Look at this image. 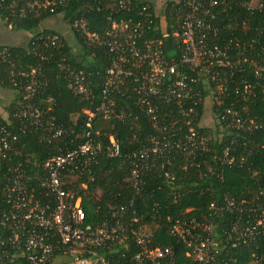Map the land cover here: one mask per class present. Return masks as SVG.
I'll return each mask as SVG.
<instances>
[{
  "label": "trees",
  "instance_id": "1",
  "mask_svg": "<svg viewBox=\"0 0 264 264\" xmlns=\"http://www.w3.org/2000/svg\"><path fill=\"white\" fill-rule=\"evenodd\" d=\"M27 1L0 0V21L10 29L31 30L43 19L59 15L68 25L70 35L43 28L29 35L24 45L0 44V88L12 94L4 107V116L0 114V128L15 136L10 149L0 155V221L6 208L3 189L9 177L8 166L19 162L34 186V197L40 196L42 191L35 182L41 175L42 162L73 148L81 140L86 129L85 111L92 110L100 100L102 69L110 57L105 47L86 46L82 37L70 30L73 20L82 19L91 30L100 31L106 25L104 14L112 9L108 2L61 0L53 11H48L36 6L29 8ZM216 1V6L210 9L213 14L210 22L215 32L210 34L209 40L219 47L225 46L229 60L244 56L246 62L238 65L239 70L231 75L226 73L220 103L210 98L212 123L196 127L205 140L190 146L184 137L186 127L181 123V117L171 114L165 118L166 122L174 121L173 127L165 133L171 146L167 150L157 146L152 151L149 139L153 134L160 136V132L150 126L147 117L135 105L133 93L122 87L111 94L113 105L109 117L104 119L97 115L92 119V127L98 131L100 150L75 176L72 187L78 188L79 183H85V188H79L76 193L81 195L85 222L91 224L96 223L112 204L132 199V206L126 210H135L142 218L150 220L145 228L151 233V244L173 245L177 260H183L184 264L196 263L183 255L184 246L175 244L174 237L168 232L170 221L177 218L204 224L212 222L210 237L218 240V259L228 264H264V221L256 223L260 211L236 213L229 212L225 206L226 200L231 199L241 206L264 209V73L254 71L264 60V0H259L255 7L247 5L249 0ZM176 6L175 1L166 0L156 13L160 15L153 17L155 21L160 17L163 19V30L144 33L145 37L160 40L163 56L174 61L179 57L177 39L172 36V31L177 29ZM148 10L153 12L151 6ZM49 34L58 35L57 47L44 43ZM17 68L25 71L35 68L37 89L28 101L42 112L41 123L37 126L31 124L27 116L28 119L17 114L20 104L27 102L23 99V80L10 75V71ZM69 70H80L86 75L89 97L81 98L69 91L66 79ZM184 70L188 77H197L194 70ZM244 83L251 86L248 94L242 93ZM213 86L212 83H194L201 98L211 95ZM225 107L236 109L246 122L260 123L261 127L247 130L226 126L227 123L219 119ZM196 109L198 119L202 114V103L197 104ZM121 110V119H117L114 113ZM50 118L63 129L58 138L49 136L52 128L46 122ZM109 135L119 143L117 156L109 155ZM178 140L180 147L175 146ZM132 160H139L142 165L140 182L135 186L129 176ZM97 189L99 195L95 194ZM210 203L219 210H210ZM9 225L0 223V234L8 233ZM233 227L237 234L232 231ZM232 242H235L234 246H231ZM0 264L28 263L16 256Z\"/></svg>",
  "mask_w": 264,
  "mask_h": 264
},
{
  "label": "built area",
  "instance_id": "2",
  "mask_svg": "<svg viewBox=\"0 0 264 264\" xmlns=\"http://www.w3.org/2000/svg\"><path fill=\"white\" fill-rule=\"evenodd\" d=\"M105 1L112 9L104 14L106 25L100 31L91 30L82 19H75L70 25V30L82 37L83 44L103 46L109 53V61L102 69L100 100L92 110L85 111L86 129L81 134V140L73 148L56 153L42 162L41 175L36 177L35 182L42 191L39 197H34V186L20 163L8 166L9 177L3 189L6 208L1 213L0 223L10 225L6 227L8 233L0 234V262L18 256L28 264H184L183 260H177L173 245L160 247L151 244V233L145 228L150 220H145L135 210H126L132 206V199L112 204L94 224L85 222L81 195L76 193L79 188H85V183L73 188L74 178L95 159L100 150L98 131L92 127V119L97 115L104 119L109 117L114 91L124 87V90L133 93L135 105L147 117L150 126L159 130L160 136L153 134L149 139L152 151L157 146L165 150L171 146L170 138L165 135L166 130L174 125L173 120L166 122L165 119L171 114L181 117L180 121L186 127L184 137L190 146H194L205 140L196 130V127L204 126L201 119L205 101L211 116L210 98L220 103L219 95L226 84V73L231 75L239 70L238 65L244 64L246 58L242 56L231 61L225 53V46L219 47L210 42V34L215 32L210 22L213 17L210 9L216 6V0H173L177 4L174 9L177 29L172 31V36L177 39L179 51L175 61L163 56L160 40L144 36L149 30H163V19L160 17L155 21L153 17L160 15L156 13L160 12L166 0ZM250 1L247 5L255 7L250 5ZM59 3L61 0H28L26 5L53 11ZM150 6L152 13L148 10ZM19 10L22 15V8ZM59 40L58 35L49 34L44 43L57 47ZM184 69L194 70L197 77H188ZM221 69L223 71L220 72ZM254 71L264 73V60L255 66ZM34 73L35 68L10 71V75L23 80V99L27 100L20 104L17 114L28 117L30 123L37 126L41 123L42 112L28 101L37 89ZM66 79L67 88L73 95L89 97V82L82 71L69 70ZM196 82L212 83L214 91L210 89L211 95L201 98L194 89ZM250 88L248 83H244L242 93L248 94ZM199 103H202L203 110L197 119L196 106ZM122 112L117 111L114 116L121 119ZM219 119L232 128L251 130L261 127L260 123L246 122L232 107L223 108ZM49 120L46 122L52 128L49 136L58 138L63 134V129L53 124L51 118ZM14 140V135L0 128L1 156L10 149ZM107 142L109 155L117 156V139L109 135ZM175 146H181L179 140ZM130 165L129 176L135 186L140 182L141 161L132 160ZM96 192L99 193V190ZM225 206L229 212L236 213L259 210L256 223L264 221V209L260 206H241L231 199L226 200ZM209 208L213 212L219 210L212 203ZM212 230V222L204 224L178 218L171 220L168 226L174 243L183 245V255L196 264H228L217 257L219 244L218 240L210 237ZM232 231L238 233L235 227ZM234 245L235 242H232L231 246ZM131 247L132 251L129 250Z\"/></svg>",
  "mask_w": 264,
  "mask_h": 264
},
{
  "label": "rangeland",
  "instance_id": "3",
  "mask_svg": "<svg viewBox=\"0 0 264 264\" xmlns=\"http://www.w3.org/2000/svg\"><path fill=\"white\" fill-rule=\"evenodd\" d=\"M250 5L257 6L258 0H251ZM6 27L7 26L0 21V43L24 45L29 35L43 28L53 29L58 33L65 34V36L70 35L68 25L60 19L59 15L43 19L35 28L31 30H14L12 28L7 29L8 27ZM10 95L11 92L9 90L4 91V89H0V114H4V107L8 103ZM207 111L208 103L205 101L204 114L201 119V125L204 126L210 125L212 122L211 116ZM95 194L99 195L97 192Z\"/></svg>",
  "mask_w": 264,
  "mask_h": 264
},
{
  "label": "crops",
  "instance_id": "4",
  "mask_svg": "<svg viewBox=\"0 0 264 264\" xmlns=\"http://www.w3.org/2000/svg\"><path fill=\"white\" fill-rule=\"evenodd\" d=\"M7 28V27H6ZM7 29H9V27L7 28ZM0 44H7V43H0ZM9 45H18V44H9ZM0 89H3V88H0ZM4 91H8L7 89H4ZM11 92V91H10ZM12 95V94H11ZM11 95H10V97H9V100L11 99ZM1 115H3L4 116V114H1Z\"/></svg>",
  "mask_w": 264,
  "mask_h": 264
}]
</instances>
